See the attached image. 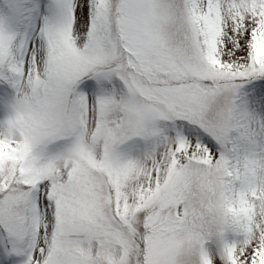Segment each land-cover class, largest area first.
Listing matches in <instances>:
<instances>
[{"label": "snow or ice", "instance_id": "1", "mask_svg": "<svg viewBox=\"0 0 264 264\" xmlns=\"http://www.w3.org/2000/svg\"><path fill=\"white\" fill-rule=\"evenodd\" d=\"M0 264H264V0H0Z\"/></svg>", "mask_w": 264, "mask_h": 264}]
</instances>
